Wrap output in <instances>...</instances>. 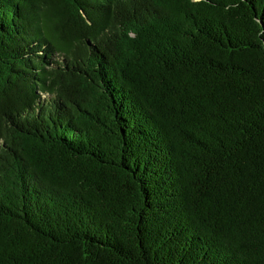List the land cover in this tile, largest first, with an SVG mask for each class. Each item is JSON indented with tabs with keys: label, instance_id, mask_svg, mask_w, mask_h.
<instances>
[{
	"label": "trees",
	"instance_id": "1",
	"mask_svg": "<svg viewBox=\"0 0 264 264\" xmlns=\"http://www.w3.org/2000/svg\"><path fill=\"white\" fill-rule=\"evenodd\" d=\"M0 264H264V0H0Z\"/></svg>",
	"mask_w": 264,
	"mask_h": 264
}]
</instances>
